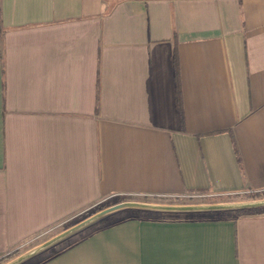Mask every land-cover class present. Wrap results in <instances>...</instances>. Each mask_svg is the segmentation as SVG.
I'll return each instance as SVG.
<instances>
[{
  "label": "crops",
  "instance_id": "crops-1",
  "mask_svg": "<svg viewBox=\"0 0 264 264\" xmlns=\"http://www.w3.org/2000/svg\"><path fill=\"white\" fill-rule=\"evenodd\" d=\"M248 189L264 0H0V263L111 198ZM26 264H264V209L127 210Z\"/></svg>",
  "mask_w": 264,
  "mask_h": 264
},
{
  "label": "water",
  "instance_id": "water-1",
  "mask_svg": "<svg viewBox=\"0 0 264 264\" xmlns=\"http://www.w3.org/2000/svg\"><path fill=\"white\" fill-rule=\"evenodd\" d=\"M264 208V198L256 200L212 203V204H160L142 201H123L104 208L70 228L49 238L36 247L26 251L5 264H24L32 258L42 254L43 252L57 246L67 239L79 234L85 229L97 224L98 222L115 215L117 213L135 210L155 213H212V212H232V211H248Z\"/></svg>",
  "mask_w": 264,
  "mask_h": 264
},
{
  "label": "rangeland",
  "instance_id": "rangeland-1",
  "mask_svg": "<svg viewBox=\"0 0 264 264\" xmlns=\"http://www.w3.org/2000/svg\"><path fill=\"white\" fill-rule=\"evenodd\" d=\"M251 194H253V193H250V194H248V193H242V194L224 195V196L223 195L222 196L205 195V196H201V197L200 196L199 197L192 196V197H186V198L183 197V198H177V199L176 198H170V199H148V198H143V197H120V198H111V199H109L107 201H104L100 205H98V206H96L94 208H91L90 210H87V211L79 214L78 216L74 217L70 221H67V222L63 223L59 228H56L55 230L49 232L47 235H45V236H39L40 238L32 239L31 241H29L25 245L21 246L19 249L11 252L9 255H7L6 257H4L3 261L0 264H5V263L11 261L12 259H14L17 256L25 253L26 251L32 249L33 247H36L37 245H40L43 242L47 241L49 238L57 235L58 233H61L62 231L66 230V229L70 228L71 226L79 223L80 221L88 218L92 214H94V213H96V212H98V211H100V210H102L104 208H107V207H109L111 205H114L116 203H119V202H123V201H142V202L160 203V204H212V203H225V202H238V201L256 200V199H244L245 196H248V195H251ZM255 210H262V209H255ZM248 211H250V210H248ZM232 212H246V211H232ZM149 213H153V214H166V213H155V212H149ZM212 213L215 214V213H226V212H212ZM212 213H189V215L199 216V215H203V214H212ZM169 214H182V213H169ZM186 214H188V213H186ZM99 223H101V221L98 222L97 224H99ZM95 225H93V226L85 229L82 232L83 233H86V232L90 231V229H92V227H94ZM82 232H80V233H82ZM45 252H43V253H45ZM42 254H40V255L32 258L31 260H33V259H35L37 257H40ZM31 260H29V261H31ZM29 261H27V262H29ZM27 262H25L24 264H26Z\"/></svg>",
  "mask_w": 264,
  "mask_h": 264
},
{
  "label": "trees",
  "instance_id": "trees-1",
  "mask_svg": "<svg viewBox=\"0 0 264 264\" xmlns=\"http://www.w3.org/2000/svg\"><path fill=\"white\" fill-rule=\"evenodd\" d=\"M174 61H175L176 70H178V54H177V49L175 50ZM177 103H178V107L181 108V97H180L179 84H178V87H177ZM263 197H264V191L257 192V193H253L251 195L245 196L244 199H259V198H263Z\"/></svg>",
  "mask_w": 264,
  "mask_h": 264
},
{
  "label": "built area",
  "instance_id": "built-area-1",
  "mask_svg": "<svg viewBox=\"0 0 264 264\" xmlns=\"http://www.w3.org/2000/svg\"><path fill=\"white\" fill-rule=\"evenodd\" d=\"M243 193H248V194H250V193H257V192H255V191H253V190H251V189H248V190L244 191ZM240 194H242V193H240Z\"/></svg>",
  "mask_w": 264,
  "mask_h": 264
}]
</instances>
